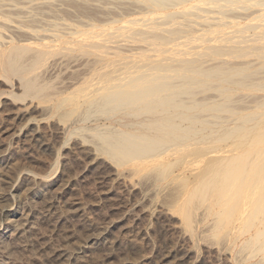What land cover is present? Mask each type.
<instances>
[{"label":"bare ground","instance_id":"bare-ground-1","mask_svg":"<svg viewBox=\"0 0 264 264\" xmlns=\"http://www.w3.org/2000/svg\"><path fill=\"white\" fill-rule=\"evenodd\" d=\"M130 1L133 4L125 3L129 0H0L4 22L31 27L30 34L34 32L21 38L16 34L0 38L1 80L7 89H22L18 94L11 90L17 101L30 96L51 102L48 109L52 115L60 116L62 122L74 128L72 133H81L116 166H131L136 172L150 166L155 186L162 187L164 180L173 184L177 191L173 201L178 203L184 197L182 215L193 233L197 223L209 219L206 233L218 236L220 247L222 244L230 248V223L245 219L242 229L254 235L241 245L232 243L239 255L237 260L264 264V40L247 50L190 43L193 39L188 29L175 27L168 18L197 7V0ZM121 4L138 10L107 18L92 14L98 11L93 10L96 6L120 8ZM210 8L198 10L211 13ZM232 15L240 16L227 17ZM4 22L0 21V28H5ZM165 22L169 25L162 29L170 37L148 30L149 24ZM135 24H144L137 27L135 34L146 39L140 48L136 46L138 51L114 57L96 54L95 50L108 48V44L100 42L102 32L113 34V29ZM217 24L231 26L233 22ZM259 24L262 23L248 21L245 27L255 29ZM208 27L205 32L214 33ZM93 36L96 41L89 52L95 57L85 65L82 75L76 82H64L61 88L51 86L56 76L51 71L58 65L53 61V65L46 64L54 51L74 50L76 41ZM220 36L212 34L204 39ZM161 39L169 44L181 40L183 46L159 47ZM193 48L202 49L193 55ZM178 53L183 55L177 57ZM212 54L217 58L209 57ZM56 88L60 91H51ZM189 187L191 190L185 194ZM202 207L200 219L196 212ZM7 210V205L3 206L0 213Z\"/></svg>","mask_w":264,"mask_h":264},{"label":"rangeland","instance_id":"rangeland-1","mask_svg":"<svg viewBox=\"0 0 264 264\" xmlns=\"http://www.w3.org/2000/svg\"><path fill=\"white\" fill-rule=\"evenodd\" d=\"M196 2L197 7H190L185 14L168 18L175 27L188 29L187 34L193 39L190 43H213L221 48L230 45L247 50L264 40V0ZM125 3L133 4L130 0ZM126 4H121L120 8L96 6L93 10L98 11L92 14L107 18V15L126 16L138 10L128 8ZM199 7H212V12H203L198 10ZM228 14L238 17H227ZM35 15L41 18L38 13ZM244 18L249 19L245 21ZM224 20H231L233 24H217ZM0 21L4 22V17L0 16ZM248 21L262 24L250 30L245 27ZM4 23L0 38L12 34L21 38L33 30L31 27H17V23L11 21ZM141 25L144 24L113 29V34L102 32L100 42L108 44V48L97 49L96 54L114 57L122 52L138 51L146 40L135 34ZM168 25L166 22L149 24L148 30L170 37L172 35L162 29ZM207 27H212L214 33L205 32ZM219 33L221 36L216 39H204ZM95 41L93 36L76 41L74 50L54 51L46 64L49 66L54 62L59 66L50 72L56 74L51 86L61 88L64 82H76L85 65L88 66L95 57V53L89 52ZM158 42L159 47L183 46L181 40L170 44L163 39ZM199 51L193 48L190 52L195 55ZM1 79L0 207L7 205L8 210L0 213V264H249L254 261L239 263L236 247H232L254 235L242 229L245 219L230 223L233 225L230 248L222 244L220 247L218 236L214 235L215 239L206 233L209 219L194 223L197 230L193 233L182 215L184 197L178 203L173 201L177 193L173 184L164 180L161 181L162 187L155 186L151 181L154 173L148 171L150 166H142V172L133 171L131 166H116L107 156L100 154L94 144L85 141L81 133H72L74 128L62 122L60 116L52 115L48 109L51 102L30 96L17 101L11 90L18 94L22 89H7L8 85ZM58 88L51 91L59 92ZM176 172L179 171L176 169ZM191 188H186L185 194ZM219 208L216 206L217 210ZM202 211L204 207L196 212L200 219ZM6 229L10 231L4 234Z\"/></svg>","mask_w":264,"mask_h":264}]
</instances>
